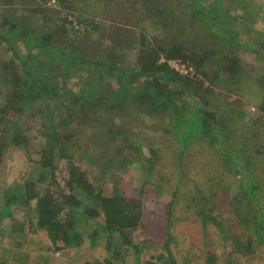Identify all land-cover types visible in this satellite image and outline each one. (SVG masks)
Segmentation results:
<instances>
[{
	"label": "trees",
	"instance_id": "trees-1",
	"mask_svg": "<svg viewBox=\"0 0 264 264\" xmlns=\"http://www.w3.org/2000/svg\"><path fill=\"white\" fill-rule=\"evenodd\" d=\"M238 10L240 14H232ZM263 16L256 0H0V48L12 52L10 59L0 58L7 87V91L0 88L4 98L0 167L8 153L25 150L30 154L32 148L39 156L28 159L37 165L35 179L22 184L15 179L0 195V222L5 215L13 217L15 203L33 206L37 228L47 231L53 244L70 249L82 241L78 227L93 221L92 241L106 237L105 264L124 260L128 255L123 256L124 252L131 249L140 264L144 246L132 234L143 224V192L150 181L162 182L157 142L143 132L148 120H157L156 128L148 129L175 134L182 153L179 166L185 169V159L202 170L210 167L217 161L215 146L220 143L225 145L219 153L228 174L238 177L259 171L264 147L256 145L262 128L257 121L264 120V102L258 108L259 120L246 128L245 148L238 138L243 133H229L231 128L215 121L216 110L204 97L212 92V84L223 79L228 84L246 83V93L255 96L264 91V31L257 28ZM152 20L166 36L153 44L143 31L135 30H143ZM127 49L136 50L133 64ZM242 52L255 55L262 65L245 64ZM162 57L165 62L161 63ZM170 60L188 63L204 81L177 72ZM75 81L77 91L71 86ZM190 106L191 116H187ZM27 113L39 122L32 147L21 123ZM207 144L211 155H207ZM203 147L207 154L201 153ZM198 151L208 157H197L196 162ZM63 161L64 186L56 176ZM78 162L89 165L92 177L96 173L107 177L113 193L96 188ZM137 165L144 169V181L140 194L129 197L122 188V173ZM188 182L187 175L180 177L174 187L175 200ZM262 182L242 187L233 198L239 205V197H246L247 254L264 244ZM202 186L197 195L206 201ZM211 198H215L212 193ZM204 207L199 212L203 219L218 223ZM167 228L170 241L171 222ZM215 259L210 255L208 263Z\"/></svg>",
	"mask_w": 264,
	"mask_h": 264
},
{
	"label": "rangeland",
	"instance_id": "rangeland-1",
	"mask_svg": "<svg viewBox=\"0 0 264 264\" xmlns=\"http://www.w3.org/2000/svg\"><path fill=\"white\" fill-rule=\"evenodd\" d=\"M256 1L261 6L264 15V0ZM51 6L57 10L54 2ZM240 13L239 10L232 11L233 15ZM107 19L114 20L113 18ZM155 23L156 20H152L143 30L135 27V30L143 31L152 44L155 40L166 39L164 32L154 26ZM257 28L264 31V16L262 21L258 22ZM19 46L25 53L21 42H19ZM135 51V49L125 51L131 64L137 58ZM11 57L12 52H8L3 47L0 48V58L10 59ZM242 57L245 64L247 61L251 66L260 67L262 65L251 53L242 52ZM171 61L182 62V60H170L169 65ZM160 62H165V57H162ZM185 64L188 65V63ZM188 66L193 69L195 75H190L191 77L194 76L204 81L200 75L195 73L196 70L192 66ZM0 74V88L7 91L3 73ZM76 83L75 81L71 86L77 91L78 85ZM205 84L206 87L209 86L208 81H205ZM212 85V92L208 91L204 100L208 102V105L210 104L211 110H216L215 121L221 123L226 129L231 128L229 133L234 135L243 133L238 138H242L246 148V128L259 120L262 114L258 108L264 102V91L260 90L255 96L250 92L246 93V83L235 84L233 82L228 84L224 79ZM239 87H241L240 93H238ZM195 98L196 100L192 98L191 102L195 100L196 104L199 105L198 97ZM3 102L4 98L0 97V103ZM200 103L203 105L202 101ZM190 109L191 106L187 116H191L192 109ZM221 115L226 116V119L223 117L225 121H222L224 119H221ZM30 117L31 113L24 114L21 123L25 130L24 134L29 136L32 142V147L33 136L37 135L36 130L39 127V122ZM164 121L169 124L170 119L165 117ZM257 123L262 128L258 130L260 140L256 145L262 150L264 147V120L257 121ZM156 125L157 120H148L143 132L148 139L157 142L156 148L159 150L157 167L161 170L162 182L155 185L150 181L143 192L145 214L143 224L138 232L132 234V239L144 246L140 264H209L210 255H214L216 258L213 264H264V244L251 254H247L245 250L250 237L249 229L246 228V197H239L241 202L239 205L233 203L234 195L241 194L242 187L244 189L252 187L257 180H259L260 185H263L264 162H261L260 166L257 167L259 171L254 173L248 171L241 176L238 175V177L230 175L226 172L227 169L219 153L221 148H225V145L219 143L218 146H215L217 161L210 167H205L202 170L200 166L196 168L193 166V162H188L185 159L188 167L185 169V166H179L182 163L178 157V154L181 153V146L180 143H177L175 134L166 136L163 131L155 130ZM149 126L155 128L148 129ZM203 145L205 146L206 143ZM209 147L207 144L208 154L204 147L201 149L203 152L198 151L199 155L195 158L196 162L197 157L205 158L208 157L207 155H211L208 150ZM200 152L207 155L201 156ZM29 153L25 150L8 153L7 159L0 167L1 196L5 188L14 184L15 179L20 180L22 184L33 181L37 176L36 163L28 159L38 160L39 156L34 153L32 148H30ZM180 157H182V153ZM65 163L66 161L61 163L56 174L57 181L63 186L66 181V173L61 171ZM76 165L82 171L89 172L88 177L96 188L104 189L107 195L113 193L112 184L107 177L100 176L98 173L92 177L87 163L78 162ZM183 175H187L189 182L181 188L178 192V198L175 200L173 196L174 187ZM122 178V188L127 196L134 197L140 194L141 184L144 181V169L142 167L139 165L130 167L128 171L122 173ZM158 185L161 186L162 190H159ZM201 185H203L202 192L206 201L197 195ZM211 193L215 198H211ZM204 205L205 212L210 217L216 218L218 223H214L210 218L206 221L203 219L199 212ZM11 209L13 217L5 215L6 218L0 222V228L3 229L0 231V264H105L108 256L105 250L106 237L100 235L95 243L92 241L90 236L96 227L93 221H84L78 227L82 241L79 246L68 249L63 247L62 243L53 244L47 231L37 228L33 206L15 203ZM259 215L261 216V214ZM258 219L261 218L258 217ZM169 222H171L170 241L167 236ZM115 237L120 240L119 235H115ZM256 239L255 236L252 237L253 242H256ZM131 250H129L130 252L125 251L123 256L128 254L127 257L117 264H137L133 250Z\"/></svg>",
	"mask_w": 264,
	"mask_h": 264
},
{
	"label": "built area",
	"instance_id": "built-area-1",
	"mask_svg": "<svg viewBox=\"0 0 264 264\" xmlns=\"http://www.w3.org/2000/svg\"><path fill=\"white\" fill-rule=\"evenodd\" d=\"M170 65L174 70L180 72L181 74L194 75L193 69L181 61H171Z\"/></svg>",
	"mask_w": 264,
	"mask_h": 264
}]
</instances>
